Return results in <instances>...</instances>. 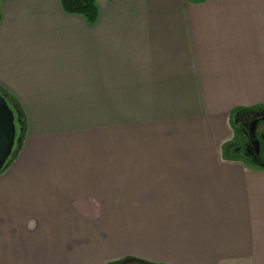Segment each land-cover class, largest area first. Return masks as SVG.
<instances>
[{
    "label": "crops",
    "instance_id": "crops-1",
    "mask_svg": "<svg viewBox=\"0 0 264 264\" xmlns=\"http://www.w3.org/2000/svg\"><path fill=\"white\" fill-rule=\"evenodd\" d=\"M94 1L90 25L0 0V90L26 117L0 264H264V166L228 152L264 108V0ZM118 106L141 113L126 161L100 147Z\"/></svg>",
    "mask_w": 264,
    "mask_h": 264
},
{
    "label": "rangeland",
    "instance_id": "rangeland-1",
    "mask_svg": "<svg viewBox=\"0 0 264 264\" xmlns=\"http://www.w3.org/2000/svg\"><path fill=\"white\" fill-rule=\"evenodd\" d=\"M121 91H119V95H118V101H126L124 96V93L122 95ZM13 105V104H12ZM13 108V110L15 111L16 114V127H17V137H16V143L14 146V150H13V155L10 158V163L18 156L22 143H23V139H24V135H25V130H26V117L25 114L23 113L22 109L18 106H11ZM139 108V107H138ZM137 107H128V106H118V110H119V115L117 117V130H114V134H112V138L109 137H102L101 139V145L100 147H102V152L104 153L105 148H109L110 146H114L118 148V161H126L127 160V154H126V147H128V145L131 146H136L141 144L137 141L136 137H129L128 134L129 132L127 131V129L125 131H123V129H119V126L122 124H125V122L127 123L128 120V127L133 128V124L135 125V120L139 119L141 113L139 112V109ZM163 108H167V107H161ZM171 108V107H170ZM258 109H264V108H255V109H251L252 110H258ZM157 109L156 107H147V112H146V118H150V114H148V112L153 113L156 112ZM245 112V111H243ZM241 112V114L243 113ZM128 114V115H127ZM108 120V119H107ZM20 123H19V122ZM109 121V120H108ZM112 122H115L114 120H112ZM104 125V122H103ZM115 125V124H112ZM232 126L236 132V136L234 138V140L231 142L230 146H229V154H236L238 155L239 158H241L243 161H245L246 163H252L253 161H251L250 158H247L246 155H244L243 153V149L241 148L244 143H245V137H244V133L242 132L241 128L239 127V125L236 123V119L234 118L232 120ZM127 134V135H126ZM132 134H135V132L133 131ZM114 149V148H113ZM101 152V156L104 155ZM9 163V164H10ZM7 164V166L9 165ZM6 166V168H7ZM129 261H133V260H129ZM135 261V260H134ZM120 264V263H118Z\"/></svg>",
    "mask_w": 264,
    "mask_h": 264
},
{
    "label": "flooded vegetation",
    "instance_id": "flooded-vegetation-1",
    "mask_svg": "<svg viewBox=\"0 0 264 264\" xmlns=\"http://www.w3.org/2000/svg\"><path fill=\"white\" fill-rule=\"evenodd\" d=\"M235 119L244 133L245 143L241 147L244 155L254 163L264 166V109L245 111ZM123 264L145 263L133 260Z\"/></svg>",
    "mask_w": 264,
    "mask_h": 264
},
{
    "label": "water",
    "instance_id": "water-1",
    "mask_svg": "<svg viewBox=\"0 0 264 264\" xmlns=\"http://www.w3.org/2000/svg\"><path fill=\"white\" fill-rule=\"evenodd\" d=\"M11 106L9 100L0 94V174L13 155L17 137L16 114Z\"/></svg>",
    "mask_w": 264,
    "mask_h": 264
},
{
    "label": "trees",
    "instance_id": "trees-1",
    "mask_svg": "<svg viewBox=\"0 0 264 264\" xmlns=\"http://www.w3.org/2000/svg\"><path fill=\"white\" fill-rule=\"evenodd\" d=\"M63 11L68 14L83 16L90 25L97 21L99 10L94 0H61ZM1 19V16H0ZM12 105V101L4 92L0 90ZM15 106V105H12ZM10 163V160L8 164Z\"/></svg>",
    "mask_w": 264,
    "mask_h": 264
}]
</instances>
